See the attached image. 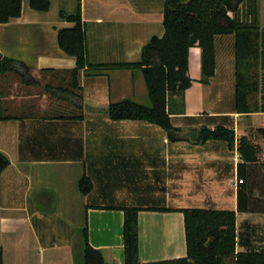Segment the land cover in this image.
<instances>
[{"label": "crops", "instance_id": "0c3cea01", "mask_svg": "<svg viewBox=\"0 0 264 264\" xmlns=\"http://www.w3.org/2000/svg\"><path fill=\"white\" fill-rule=\"evenodd\" d=\"M49 1L50 8L40 11L22 0L21 15L0 25V54L25 62L35 75L25 80L0 75V152L9 160L0 174L3 264H78L86 217L90 244L102 250L107 264H124L121 206L143 208L138 212L141 263L186 257L184 213L148 209H237L242 161L237 139L264 126V0H259V89L249 97L257 111L235 112V35L219 34L215 72L206 81L201 47L189 49L192 83L184 111L170 113L180 129L175 139L158 124L108 115V106L124 99L151 105L141 70L96 76L82 71L77 108L70 78L52 75L76 66V56L59 45L58 32L74 25L59 12L76 13L78 0ZM80 2L91 63L139 61L153 35L163 36L165 0ZM63 84L66 91L57 89ZM170 106L183 107L181 100ZM219 125L235 130L234 147L225 140L196 142L189 133L179 134L186 127ZM84 174L93 182L87 194L79 187ZM236 246L241 252H264V212H237Z\"/></svg>", "mask_w": 264, "mask_h": 264}, {"label": "trees", "instance_id": "16d2710c", "mask_svg": "<svg viewBox=\"0 0 264 264\" xmlns=\"http://www.w3.org/2000/svg\"><path fill=\"white\" fill-rule=\"evenodd\" d=\"M36 10H48L49 0H29ZM22 0H0V25L11 18L19 17ZM60 16L73 22L70 27L59 29V45L68 54L76 56V66L65 70L69 73V88L81 107L82 94L79 78L83 71L86 75H103L114 70H141L148 89L150 106L131 99H124L108 106L111 119L143 120L163 127L171 139H175L180 129L171 123L170 113H183L185 91L192 78L188 70L189 49L194 45L203 52L202 70L204 81L215 72L214 39L219 34L235 35V112H256V105L249 104V97L259 89V0H165L163 36L153 35L142 48V58L131 62L91 63L87 55L85 22L81 17V2L78 0L76 13L64 10ZM0 75L14 72L21 79H34L25 62L2 56ZM256 68V72L254 70ZM254 70V71H253ZM48 71L54 72L53 69ZM34 83L35 81H25ZM24 82V83H25ZM57 89L67 90L63 86ZM181 100L182 109L174 111L171 101ZM79 102V103H78ZM81 116V114H79ZM77 115H61L65 118ZM0 118H3L0 115ZM264 137V126L257 128ZM201 141L207 139L225 140L234 147L238 140V150L242 161L237 166L239 180L237 209L214 208H174L153 207L148 210L180 211L185 216L186 245L188 255L172 260L141 263L138 249V206L119 207L124 217V264H264V252L237 251L236 215L237 212H264V160L260 157L262 145L252 139V134H243L236 140L235 130L224 125L215 129L206 126L200 129ZM256 133V134H257ZM9 166L8 158L0 152V174ZM80 190L87 194L92 190V180L84 174L79 183ZM256 190L259 196L255 197ZM103 207V206H102ZM88 218L80 230L82 236V255L78 264H107L102 250L93 247L89 241ZM0 264H3L0 246Z\"/></svg>", "mask_w": 264, "mask_h": 264}, {"label": "rangeland", "instance_id": "374dc122", "mask_svg": "<svg viewBox=\"0 0 264 264\" xmlns=\"http://www.w3.org/2000/svg\"><path fill=\"white\" fill-rule=\"evenodd\" d=\"M259 3H260V1H259ZM259 6H260V4H259ZM59 15H60V12H59ZM46 76H51V74H49V75H46ZM52 76H54L57 80H60V79H66V78H70V76H69V73H65V72H62V71H60V72H57V73H55L54 75H52ZM88 76H90V75H88ZM91 76H95V75H91ZM28 77H33V78H35V75H31V76H28ZM21 79V77L19 76V75H17L16 73H14V72H7V73H4V74H2V79L3 80H7V79ZM227 107V106H226ZM228 108V107H227ZM228 121V120H227ZM254 122H255V124H259L260 123V121H259V117H257V118H255L254 119ZM232 125H234L233 124V122L231 121L230 122ZM199 128V127H198ZM237 128H238V126H237ZM249 134H252V139H254L257 143L258 142H260L261 141V145H262V147H263V149L261 150V153H260V157L262 158V161L264 160V140H261L258 136H257V132L256 131H252V129H250L249 131ZM186 133H192V131L190 130V127H186V129H184V130H181L180 132H179V134H185L186 135ZM257 133V134H256ZM256 136H257V138H256ZM264 138V137H263Z\"/></svg>", "mask_w": 264, "mask_h": 264}, {"label": "water", "instance_id": "95a60500", "mask_svg": "<svg viewBox=\"0 0 264 264\" xmlns=\"http://www.w3.org/2000/svg\"><path fill=\"white\" fill-rule=\"evenodd\" d=\"M2 55L0 54V60H2ZM190 130L192 133H189L191 138L196 141V142H201V133H200V128L198 127H190Z\"/></svg>", "mask_w": 264, "mask_h": 264}, {"label": "built area", "instance_id": "2783aa9c", "mask_svg": "<svg viewBox=\"0 0 264 264\" xmlns=\"http://www.w3.org/2000/svg\"><path fill=\"white\" fill-rule=\"evenodd\" d=\"M241 182H243V180L241 179V180H239V183H241Z\"/></svg>", "mask_w": 264, "mask_h": 264}]
</instances>
